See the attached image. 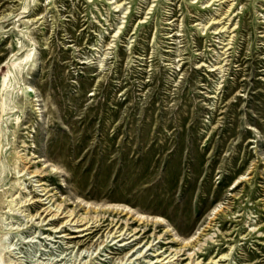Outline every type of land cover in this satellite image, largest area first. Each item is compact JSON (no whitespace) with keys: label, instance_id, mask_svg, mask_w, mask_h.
Wrapping results in <instances>:
<instances>
[{"label":"rangeland","instance_id":"1","mask_svg":"<svg viewBox=\"0 0 264 264\" xmlns=\"http://www.w3.org/2000/svg\"><path fill=\"white\" fill-rule=\"evenodd\" d=\"M43 186L161 236L73 237ZM166 248L264 264V0H0V264L188 262Z\"/></svg>","mask_w":264,"mask_h":264},{"label":"bare ground","instance_id":"2","mask_svg":"<svg viewBox=\"0 0 264 264\" xmlns=\"http://www.w3.org/2000/svg\"><path fill=\"white\" fill-rule=\"evenodd\" d=\"M204 4H206V3H204ZM29 57L30 56H26L23 59V61L28 59ZM1 85L5 86V80L4 79L1 81ZM1 88H3V87H1ZM19 158L22 160V163H24L23 168L30 169L29 172L31 174H34V176H38V177L43 176L42 175L43 171L40 168H38V166H36L33 162H31L30 158L25 157V156L24 157H19ZM42 184L43 183H41L40 185H42ZM41 191L44 192L41 195V196H45L44 200L48 199L47 203L51 202V205L44 207L42 209L41 213H45L46 216L49 215L48 220L52 221V222L54 220L58 219V218L63 219L61 221V226H66L65 224H67L68 222H69V225L72 223L76 227V230L74 231L75 234L72 235L73 237H85L86 235H90V234H92L95 231H100V235H99V237L96 240H98L100 237H102L103 233H104V236H105V232H106V236L108 234L112 235V234L118 233V235L114 236V237H117V238L119 236H121V235H126V234L129 236L128 238H131V237H133L135 235L141 234L142 239H145V238L147 239L145 234H146V232H148V230H150V237L153 236L155 238H159L161 236V234H156V227L155 226H152L150 229H147L146 228L147 224L146 225H142L145 222V220H142L141 217L138 218L137 216H136V218H134L133 214L130 215L129 210H126V206H124L122 208H119V207H121V205H119V207H117L118 204H116L117 208L113 207L110 210H109V208H107L103 212H99L98 209L95 208V206H94L95 204H94L93 205L94 207H92V209H90V206H87L88 208L86 210L85 209L86 206L85 207L83 206V209H85V211L84 212H79V210H76L75 207H72V208L68 207V205L65 202H57L54 199V196L49 193V191L46 189L45 186L42 187ZM36 201H39V199L38 200L36 199V200L32 201V203L34 204ZM84 203H87V202H84ZM79 206H80V204H79ZM104 206L105 205H103L101 207H104ZM107 206H109V204ZM33 207H35V205ZM137 214H139V213H137ZM140 216H141V214H140ZM143 218L145 219V216ZM146 219H147V217H146ZM156 219L157 220H155V218H154V220H155L154 223L155 224L157 222H159V220H160V219L158 220L157 217H156ZM150 221H151V218H150ZM136 222H139V223L134 226L133 224L136 223ZM127 231H128V233H126ZM123 239L124 238H122L121 240H123ZM104 240H102V242H104ZM146 242H147V240H146ZM137 243H140V242L136 241L135 244H137ZM168 248H166L165 251H167ZM167 253H168V255H166L162 260H164V259L166 260V258H168L170 255L171 256H170L169 259L173 260L171 258H173L176 255H177V257L175 259H177L178 256L186 254L187 256L185 258L189 259L186 264H198V261H195V259H194V254H195L194 252H186V253H184V252H181V249H178V250L174 249L173 251L168 250ZM168 262H170V261H168Z\"/></svg>","mask_w":264,"mask_h":264}]
</instances>
